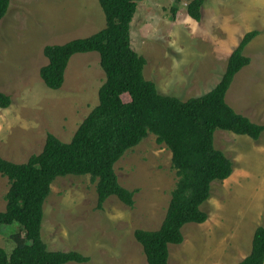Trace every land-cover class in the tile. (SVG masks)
Wrapping results in <instances>:
<instances>
[{"label": "rangeland", "instance_id": "rangeland-1", "mask_svg": "<svg viewBox=\"0 0 264 264\" xmlns=\"http://www.w3.org/2000/svg\"><path fill=\"white\" fill-rule=\"evenodd\" d=\"M190 1H138L131 40L147 59L146 79L162 95L200 98L220 83L244 36L259 31L244 53L251 62L235 77L227 103L264 125V0H205L200 22L188 14ZM105 25L99 0H12L0 23V90L12 99L8 109L0 108L5 160L27 163L43 152L49 134L71 143L99 105L106 75L98 53L76 54L63 87L51 90L40 76L48 64L44 49L90 37ZM215 145L234 162L233 175L212 184L202 206L207 222L184 228V243L170 246V264H239L252 252L255 231L264 228V133L255 141L218 130ZM115 169L120 184L136 191L133 207L111 197L99 210L97 183L88 175L55 181L42 226L49 251L79 252L90 258L86 264H147L135 232L157 231L165 220L179 181L172 152L151 134ZM9 190V179L0 176V212ZM1 231L0 248L11 255L25 232L18 223Z\"/></svg>", "mask_w": 264, "mask_h": 264}, {"label": "trees", "instance_id": "trees-1", "mask_svg": "<svg viewBox=\"0 0 264 264\" xmlns=\"http://www.w3.org/2000/svg\"><path fill=\"white\" fill-rule=\"evenodd\" d=\"M138 1L147 0H99L106 18L101 31L44 49L48 64L41 69L40 76L49 89L63 87L70 60L76 54L98 53L106 81L99 91V105L71 143L49 134L43 152L25 164L7 161L0 155V176L10 182L7 207L0 212V234L3 226L14 223L25 232L11 255L0 248V264L90 262L89 257L76 251H49L44 242L45 204L52 186L60 177L88 175L97 183L99 210L111 197L133 207L136 191L120 184L115 167L129 150L151 134L172 152V166L179 181L160 229L138 230L135 238L143 248L147 264H170V246L184 243V228L207 222L209 216L202 206L211 198L212 184L233 175L235 164L216 148L215 133L227 131L255 141L264 133V125L238 114L227 103L235 77L251 62L245 50L260 32L244 36L213 90L200 98L183 101L160 94L156 84L145 77L147 59L134 50L131 40ZM11 3L12 0H0V23ZM204 4L205 0L190 1V18L200 22ZM172 13L175 15L176 9ZM124 95H129L131 101L124 102ZM11 105V97L0 90V108L8 109ZM239 264H264L263 227L255 231L252 252Z\"/></svg>", "mask_w": 264, "mask_h": 264}]
</instances>
